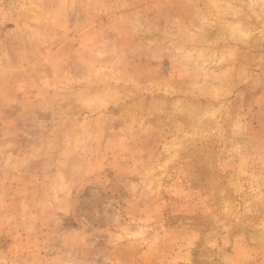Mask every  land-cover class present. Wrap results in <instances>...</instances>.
Instances as JSON below:
<instances>
[{
  "label": "rangeland",
  "instance_id": "1",
  "mask_svg": "<svg viewBox=\"0 0 264 264\" xmlns=\"http://www.w3.org/2000/svg\"><path fill=\"white\" fill-rule=\"evenodd\" d=\"M0 264H264V0H0Z\"/></svg>",
  "mask_w": 264,
  "mask_h": 264
}]
</instances>
